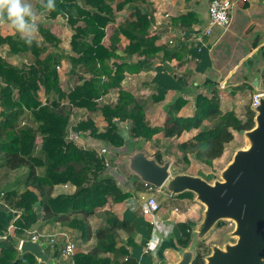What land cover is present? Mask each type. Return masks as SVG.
<instances>
[{
	"label": "trees",
	"instance_id": "obj_1",
	"mask_svg": "<svg viewBox=\"0 0 264 264\" xmlns=\"http://www.w3.org/2000/svg\"><path fill=\"white\" fill-rule=\"evenodd\" d=\"M126 4H131L134 10L129 18L112 29L108 35L109 44L104 46L101 40L106 26L114 21L115 11ZM46 5L47 0H42L40 9L48 18L65 17L72 30L68 50L53 51L50 64H46L40 54L47 49L45 43L57 48L60 40L49 29H44L41 39H32L26 48L10 36L0 38V42L9 41L13 48L25 52L28 59L15 65L0 54V165L10 171L25 168L20 180L22 188H5L2 197V202L14 209L16 215L10 223L0 224V232L12 225L14 234L0 238V264H137L129 254V248L135 245L136 217L129 210L118 216L104 208L108 201L112 204L130 202L132 193L122 191L114 177L104 174V157L96 150L67 139L71 109L99 112L103 126H96L87 117L78 119L73 129L88 131L90 137L113 147L124 144L114 118L129 122L132 140L150 139L157 133L163 138L176 139L185 130L201 127L206 120L209 124L191 139L176 143L181 156L175 161L187 160V154L191 153L197 161L207 165L222 155L233 139L232 130L242 133L254 126L255 112L247 108L242 120L233 111H222L217 98L197 93L191 116L178 115L187 101L180 96L166 105L161 125L149 124L142 104L121 86L125 74L140 72L153 59L161 62L164 71L166 62L176 60L177 65H182L188 59L184 40L174 44L158 43V35L149 32L154 20L150 0H82L81 3L55 0L56 7L52 11L46 10ZM193 15L188 11L173 19L174 23H182L184 37L192 35ZM64 58L70 63L69 73H76L78 77V83L67 93L60 88L56 72ZM181 80L185 78L182 76ZM40 88L49 94L44 103L37 94ZM154 88L158 92L151 95L153 101L163 99L166 89L157 82ZM110 91L116 92L114 100L100 104L98 100ZM25 115L27 122L21 124ZM37 138L39 143L35 142ZM153 156L162 161L158 151ZM63 184L72 185L73 191L54 193V187ZM137 184H134L135 191H148L149 185L141 181ZM193 195L191 191L176 194L189 198ZM96 214L103 224L92 230L89 218ZM36 224L74 229L79 231L84 242L91 238L94 242L86 249L76 246L73 254L63 260L62 248L66 240L59 235L55 241L45 242V251L53 261L40 262L31 253H21L18 249L21 240L30 239L29 232ZM223 224L224 220H219L215 227ZM176 226L180 234L175 237V243L182 248L189 247L191 223L178 222ZM118 230L126 233L120 243ZM209 252L210 247L204 241L198 242L190 264H204Z\"/></svg>",
	"mask_w": 264,
	"mask_h": 264
},
{
	"label": "crops",
	"instance_id": "obj_2",
	"mask_svg": "<svg viewBox=\"0 0 264 264\" xmlns=\"http://www.w3.org/2000/svg\"><path fill=\"white\" fill-rule=\"evenodd\" d=\"M41 1L42 0H28V2L33 5V9L36 12L38 31L33 37L36 38L39 36L44 29H49L54 33L59 32L62 30L60 26L61 22L64 28L67 29V23H65V19H63L62 16H57L56 18H48L46 16L45 11L40 9ZM75 1L78 3L82 2V0ZM209 1L210 0H150V3L154 7L152 13L154 20L149 28V32L151 34L156 33L158 35L157 42L160 43L168 42V39L171 38V33L175 31L180 35L175 40H184L188 53V59L182 65H177L176 60H172L169 63L166 62L169 67L172 68L171 71L167 68L166 71H164L161 62L158 59H153L140 72L133 74L126 73L122 80L121 85L123 88L130 91L132 94L135 93L134 95L137 96V98L139 97L140 101L141 98L144 99L140 103L145 108L146 119L151 125H161L165 117V113L162 110L165 111L166 105L171 100L180 96L185 97L187 101L180 108L178 115L184 117L191 116L193 114L194 99L197 93H202L207 97L217 98L219 100V107L222 111H233L238 118L243 120L245 118L246 109L251 108L253 110L255 106L253 105V94L258 90H264V81L260 77V69L264 65V0H231L232 6L228 26L226 28L215 27L209 35H202L201 30L207 22V7ZM135 9H138V7H135ZM133 10L131 4L125 5L121 10L115 12V20L109 26L114 27L119 21L129 18ZM188 11L193 12L194 23H192V30H190L192 35L184 37L185 31L183 30L182 23H174L173 19ZM5 36H10L27 47L25 39L22 38L21 34L7 21L4 24H0V38ZM107 41L109 44V40ZM122 46L123 44H120L119 48L121 49ZM0 50L4 53V57L12 62H16L22 57L20 54L22 52L19 53L17 49L13 48L9 41L0 42ZM68 76L67 79L74 80L71 75ZM182 76L185 78L184 81L181 80ZM155 82L161 84V86L166 89L163 99L159 101H153L151 96L153 93L158 92V90L154 88ZM112 93L114 92H111V94ZM115 94L116 92L114 93V98ZM148 97L151 98L150 101H147ZM114 98L111 101H113ZM160 103H165V106L162 108L159 106ZM115 121H117L119 133L124 139L127 135L132 142L136 140L144 141V143L145 141H151L153 145L150 144L151 146L149 147L153 148V153L149 156H153L154 152L158 151L162 155V160H168L163 159L165 157L164 155L167 153H164L165 148L157 147V142L163 144L165 140L171 141L173 140L172 138H163L160 133H157L150 139L143 140L136 138L132 140L129 134V122L125 123L117 119ZM208 124L209 122L204 120L201 127ZM201 127L185 130L174 140H176V143L189 140L201 129ZM232 134L233 139L231 141L235 140L238 135H242V133H238L235 130H232ZM81 141L84 144H89L91 141L95 143L99 140L87 135L81 138ZM231 141L228 144H230ZM125 142L126 140H124V143ZM115 149L119 152L121 148L114 147V150ZM114 150H111L112 154L109 153L108 155L109 159L113 161L112 165L108 169L106 168L105 172H108L115 178L116 175H119L120 177H124L125 180H129L126 172L123 174L122 171L124 170L122 166L117 163L118 154L115 152L116 157H114ZM180 156L181 152L177 150L175 152V157L180 158ZM192 157L193 154L188 153L187 160H181L177 163L175 161V164H171L177 166V168L180 167L178 173L200 175L196 173L198 170L194 171L187 169L189 164L195 166L200 165L198 162L192 163ZM215 160H217V158L213 161ZM187 162L190 163L185 164ZM2 169L4 168L0 166V170ZM14 180L15 179L10 175V179L8 178L5 185L3 183V186H1L0 184V190L5 189L4 186L10 185L16 188L18 185L13 184ZM116 181L119 183V179L116 178ZM60 186L65 187V185ZM118 186H124L126 190H130L133 184H118ZM72 187L71 190H69L71 192L74 188ZM148 192L150 191L142 192L132 190V198L136 207L133 211L130 206H127L121 214L122 216L125 211L127 212V210H129L133 212L132 215L134 214L133 216L136 217L135 226L137 232L134 238L135 245L129 248L130 257H132V260L137 262V264H163L164 262H172L168 257L172 258L174 253L178 256V250L184 249L175 243V237L180 234L176 224L178 222L189 221L192 225L191 235H193L195 231L194 226L201 219L203 205L195 199L194 195L192 198L168 195L166 196L165 202L172 204L171 209L161 210L160 204L157 202L159 205L158 210L152 215H144L141 212V207L145 204V200L150 194ZM15 214V210L7 206L0 199V224L6 225L10 223ZM38 228L45 236H52V234H54V236L56 235L55 239L59 236L61 231L70 229L49 224H39ZM62 259L65 260L64 257H62Z\"/></svg>",
	"mask_w": 264,
	"mask_h": 264
},
{
	"label": "water",
	"instance_id": "obj_3",
	"mask_svg": "<svg viewBox=\"0 0 264 264\" xmlns=\"http://www.w3.org/2000/svg\"><path fill=\"white\" fill-rule=\"evenodd\" d=\"M166 68H172L165 63ZM254 126L242 134L248 145L235 151L231 161L220 172V179L209 182L198 175L173 173L170 160L159 162L143 149L135 148L121 156L129 178L154 188L165 186L171 195L193 192L203 205L194 235L204 237L219 220L233 221V243L223 247L213 245L204 257V264H264V96L254 106ZM39 240L24 239L19 243L21 253L29 252L40 262L53 259ZM194 256L190 247L178 250L174 262L190 264Z\"/></svg>",
	"mask_w": 264,
	"mask_h": 264
},
{
	"label": "rangeland",
	"instance_id": "obj_4",
	"mask_svg": "<svg viewBox=\"0 0 264 264\" xmlns=\"http://www.w3.org/2000/svg\"><path fill=\"white\" fill-rule=\"evenodd\" d=\"M127 5V4H126ZM119 11V10H118ZM116 12V11H115ZM60 16V15H59ZM63 19H65V17H63ZM114 20H115V13H114ZM114 22V21H113ZM121 22V21H119ZM118 22V23H119ZM65 23H66V19H65ZM112 23V22H111ZM111 23H109L107 26H106V34L104 35V37L102 38L101 40V43L104 45V46H108L106 44H108V35L110 34V32L112 31V29L118 24H116L114 27L113 26H109ZM60 26H61V29L59 32H51L54 33L58 38H59V46L57 48H55L54 46H51L50 44L48 43H45L46 46H47V49L42 52L40 54V58L46 63V64H50V58H51V54L53 51H63V50H68L69 48V39H70V36L72 34V30L67 27L64 28L63 26V23L61 22L60 23ZM112 28V29H111ZM41 35L37 36L36 38L32 37V39L34 40H40L41 39ZM107 37V39H106ZM103 42H106V43H103ZM21 43V42H20ZM120 44H118V46L120 47ZM28 45V43H27ZM24 46V45H23ZM25 47V46H24ZM26 48V47H25ZM21 52V51H20ZM19 52V53H20ZM63 53V52H61ZM0 54L1 56L4 57V53H2V51L0 50ZM21 54V59L20 60H17L16 62H12L10 60L11 63L15 64V65H21L22 63H25L26 61H28L27 59V56H26V53L25 52H22L20 53ZM24 56V57H23ZM5 58V57H4ZM24 58V59H23ZM6 60L9 61V59L5 58ZM69 68H70V63L66 60V58L62 59L59 63V66L56 68V72L58 74V79H59V86L60 88L62 89V91H64L65 93H67L74 85H75V82L78 83V77L75 74H70L69 73ZM68 75H71L72 78L74 80H69L67 79V76ZM126 75V74H125ZM69 77V76H68ZM122 82V81H121ZM122 86V85H121ZM123 88V87H122ZM125 89V88H124ZM126 90V89H125ZM128 91V90H127ZM111 92H114L115 91H110L109 93H107V95H104L102 96L98 102L101 104L103 102H111V100L114 98V93L111 94ZM130 92V91H129ZM131 93V92H130ZM16 93H14V96ZM38 97L39 99L41 100L42 103L45 102L46 100V97L49 95L47 93H45V91L40 88L38 90ZM135 94V93H134ZM133 94V95H134ZM116 96V94H115ZM135 99L137 100L138 103H140L141 101H143L144 99L141 98V101H140V98L137 96H135ZM53 98H56V95L53 94ZM151 98L148 97L147 101H150ZM146 102V101H145ZM144 102V103H145ZM165 104V103H164ZM164 104L160 103L159 106H161L162 108L165 106ZM161 108V110H162ZM79 109V110H78ZM145 110V108H144ZM164 113L165 111L162 110ZM145 114H146V111H145ZM162 116V115H161ZM87 117H90L96 124V126L98 127H101L104 125V121L103 119L101 118V115L99 114V112L97 113L96 111H88V110H85V109H81V108H77V107H74L71 109V113H70V120H69V124H68V129H67V139H71L73 140L74 142H76L79 146H82V147H85V148H90V149H94L96 150V152L100 155L101 152H100V148L102 147H105V148H108V149H111V150H114V147L112 145H110L109 143L107 142H103V141H98V142H95L94 141L92 142H89L88 143H83L81 141V138L85 137L88 135V131H75L73 129V125H75V122L78 120V119H81V118H87ZM117 118H114V122L116 123L117 125V121H115ZM119 120V119H117ZM120 121V120H119ZM27 122V116L25 115V117L23 118V120L21 121V124ZM121 122H125V123H128L127 121H121ZM150 124V123H149ZM118 126V125H117ZM206 126V125H205ZM202 128V127H201ZM118 131H119V127H118ZM155 135V134H154ZM154 135L152 137H154ZM89 136V135H88ZM122 136V135H121ZM123 137V136H122ZM124 139V138H123ZM140 139H143V138H140ZM126 142L120 146V147H115V148H121L119 149V152H117V150L115 149L114 150V157H116L115 155V152H117L118 154V159H117V163L119 165L122 166V169L124 170V167L121 163V155L122 154H125L129 151H131L132 149H134L135 147L136 148H140V149H143L147 152L148 155L152 154V150L153 148L149 147L151 146L150 144L153 145V143L151 141H140V140H136L134 142L130 141L129 140V137H125ZM145 140V139H143ZM36 143H39V139L37 138L35 140ZM142 142V143H141ZM157 147H162V148H165V152L164 153H167L165 154L164 158L163 159H168L171 161V163L175 164V152L178 150L176 148V140H165V143L163 144H159L157 142ZM248 145V142H247V139L245 138V136L242 134V135H238L237 138L233 141H231L230 144H227V146H225L224 148V152L222 153V155L220 156V158L215 161H212L213 163L211 165H207V164H202L200 163L199 161H197L194 157H192V163H199L200 165H191L189 164L190 162H187L185 164H189L188 168L189 170H194V171H197L196 173L197 174H200L198 176H201L206 179L207 181L209 182H213L214 180L216 179H220V172L222 171V169L231 161L232 159V156L233 154L235 153V151L237 149H240V148H245L246 146ZM149 147V148H148ZM112 154V153H110ZM109 154H106L105 157L103 155H100V156H103L104 157V161L106 159L108 165L105 166L107 169L109 167H111L112 165V162L110 159H109ZM184 163V162H183ZM182 163V164H183ZM171 164L170 165V176L173 175V173H178V171L180 170V167L177 168V166ZM1 166V165H0ZM175 166V167H174ZM195 166V167H194ZM2 170H0V184L1 186H3V183L5 185V182L8 181V178L10 179V175L12 176V178H14V183L13 184H17L18 186L16 187L17 189H21L22 188V184L20 183V180H21V176L23 174V172L25 171V168H22L18 171H10L8 169H6L5 167L1 166ZM105 168V169H106ZM4 171V172H3ZM123 174H125V170L122 171ZM10 173H13V174H10ZM104 174H108L110 175L108 172L106 173L105 170H104ZM126 175H128V173L126 172ZM112 176V175H111ZM114 177V176H112ZM18 178H20L18 180ZM115 178V177H114ZM116 178L119 179V183L117 184H133V186L130 188V190H126V188L124 186H121V190L122 191H129L132 193V190H134V184L136 185L137 184V181L138 180H135L133 178H129V180H125L124 177H120L119 175H116ZM115 178V180H116ZM143 183V182H142ZM8 184V183H6ZM10 185V184H8ZM65 185L64 186H60V185H56L54 187V193L56 192H67V193H70L71 191V187L72 185H69V184H63ZM67 185V186H66ZM138 185V184H137ZM4 188H12V185L10 186H4ZM73 188V187H72ZM129 189V188H128ZM6 189H1L0 190V199L2 200V197L4 196V192H5ZM145 190V189H144ZM73 191V189H72ZM135 191V190H134ZM139 191V190H138ZM144 192V191H143ZM148 193H152L153 196L156 197V200L157 202H159L160 204V209L163 210V209H171L172 208V204L169 203V202H165V199H166V196L170 195L168 191L165 190V186H162L161 188H153L152 191L148 192ZM127 206H130L131 209H135L136 207V204L135 202L133 201V199L130 200V202H121L119 204H112L110 201L107 202V204L104 206V208H109L113 211V213H115L116 215L118 216H121L122 214V211L127 207ZM11 208V207H10ZM14 210V209H13ZM139 210V209H137ZM134 211V210H133ZM16 212V211H15ZM99 214V213H98ZM98 214H96L95 216L93 217H90L89 218V224L91 226V229L92 230H95L97 227L101 226L103 224V220L100 216H98ZM16 215V214H15ZM14 215V216H15ZM13 216V218H14ZM233 223L231 222L230 219H225L224 220V224L221 226V227H213L204 237L202 238H197L194 233L192 235V239H191V243H190V249L193 250V253H195L196 251V248H197V243L200 242V241H204L205 244H207L208 247H211L213 245H216V246H219V247H223L225 243H233L235 241V236H232L231 235V232L233 231ZM39 224H36L33 226V229L34 228H37L39 230ZM195 227V226H194ZM67 230V229H66ZM70 230V229H69ZM67 230V231H61V233H67V235L69 236V239H71L75 245L77 247H81L82 249H86L88 248L93 242V238H91L90 240H88L87 242H84L81 238H80V234H79V231L77 230H74V229H71L70 231ZM41 231V230H39ZM4 235H8L10 234L11 236H13V226L10 225L8 226V229L6 231H2L0 232ZM42 235L44 236L43 238H41V243H45L47 242L48 240H51V242L55 241V236L54 234L51 235H48V236H45V234L41 231ZM126 237V233L123 231V230H118L117 231V240L118 242L120 243L121 241L123 242L124 239ZM2 238V237H0ZM6 238V237H5ZM4 239V238H3ZM46 239V240H45ZM20 243V242H19ZM19 247V246H18ZM177 254L174 253V256L172 258L168 257L169 260H172V262H174L175 260H177Z\"/></svg>",
	"mask_w": 264,
	"mask_h": 264
},
{
	"label": "built area",
	"instance_id": "obj_5",
	"mask_svg": "<svg viewBox=\"0 0 264 264\" xmlns=\"http://www.w3.org/2000/svg\"><path fill=\"white\" fill-rule=\"evenodd\" d=\"M232 2L231 0H210L208 2L207 7V22L204 28L201 30L202 35H209L215 27H223L226 28L230 21V11H231ZM180 35L177 34L175 31L171 33V38L168 39V43L174 44L175 39L178 38ZM191 40V39H190ZM260 77L264 81V65L260 69ZM264 96V90H258L256 93L253 94V105H257L258 99ZM100 155L105 157L106 154L111 153V149L102 147L100 148ZM105 166L108 165L106 159L104 161ZM153 187L149 185L148 191H152ZM159 208V205L155 199V197L150 193L146 200L145 204L141 207V212L144 215H152L155 213ZM233 223V221H231ZM30 239L32 240H39L43 238L41 231L37 228L32 229L30 232ZM5 234V233H4ZM0 233V237L5 238L6 235ZM59 235H63L65 237L66 243L62 248V255L63 257L67 258L71 256L74 252L76 247L75 243L69 239L67 233H59ZM51 241V240H50Z\"/></svg>",
	"mask_w": 264,
	"mask_h": 264
},
{
	"label": "clouds",
	"instance_id": "obj_6",
	"mask_svg": "<svg viewBox=\"0 0 264 264\" xmlns=\"http://www.w3.org/2000/svg\"><path fill=\"white\" fill-rule=\"evenodd\" d=\"M55 7V0H47L46 10H55ZM6 21L21 34L26 43L31 44L38 28L36 12L28 0H0V24Z\"/></svg>",
	"mask_w": 264,
	"mask_h": 264
}]
</instances>
